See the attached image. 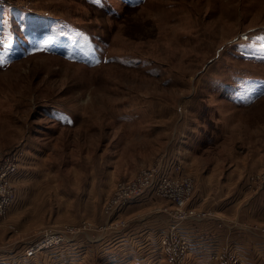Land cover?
Returning a JSON list of instances; mask_svg holds the SVG:
<instances>
[{"label": "rangeland", "instance_id": "374dc122", "mask_svg": "<svg viewBox=\"0 0 264 264\" xmlns=\"http://www.w3.org/2000/svg\"><path fill=\"white\" fill-rule=\"evenodd\" d=\"M162 153L182 165L166 164L174 177H194L190 205L206 212L180 228L264 264V192L250 179L264 166V0H0V178L11 197L0 225L20 264H72L65 249L81 244L89 264H153L138 234L166 231L175 206L149 191L112 217L105 204ZM17 200L30 204L28 225L8 219ZM53 232L64 241L26 255Z\"/></svg>", "mask_w": 264, "mask_h": 264}, {"label": "built area", "instance_id": "2783aa9c", "mask_svg": "<svg viewBox=\"0 0 264 264\" xmlns=\"http://www.w3.org/2000/svg\"><path fill=\"white\" fill-rule=\"evenodd\" d=\"M162 156L155 158L151 163L140 168L133 176L119 181L111 196L108 197L105 204V211L111 213V217L117 208L138 199L140 194H144L149 191V197L153 198V192L160 195L162 198L171 201L174 210L171 215V223L167 226V230H158L156 232L155 239L156 244L159 247L167 264H186L193 253V249L196 244L203 241L195 233L187 232L188 226H183L181 229L182 218H197L205 215V211L198 209L196 206L190 205L191 193L195 187V179L191 175H183L174 177L169 170L168 166H173L174 170L179 172L182 170V165L179 162H174L173 159H167L164 153ZM15 164L14 162L9 165ZM18 164H15V171L18 169ZM7 174L2 173L0 178V218H3L7 211V205L10 204V192L7 189ZM250 179L254 185L253 189L256 191L264 192V166L255 170L250 174ZM251 186V185H250ZM249 187V186H248ZM164 204L159 206L162 207ZM166 206H164L165 209ZM166 210V209H165ZM167 211V210H166ZM114 222V220L112 221ZM181 222V223H180ZM227 226V222L223 221L219 226ZM230 227H234L230 225ZM256 228L264 233V224L256 226ZM161 232V233H160ZM61 235V236H58ZM54 232L49 235L46 234L41 240L37 241L36 245H33L28 252L27 256H34L37 254V247H55L64 241L65 236ZM264 236V235H263ZM202 238V236H200ZM49 245V246H48ZM243 245V244H241ZM245 248V246H242ZM209 259L216 264H242L244 260L241 253L233 250H218L216 247L210 245L208 249Z\"/></svg>", "mask_w": 264, "mask_h": 264}, {"label": "crops", "instance_id": "0c3cea01", "mask_svg": "<svg viewBox=\"0 0 264 264\" xmlns=\"http://www.w3.org/2000/svg\"><path fill=\"white\" fill-rule=\"evenodd\" d=\"M233 170H230L228 173H230V172H232ZM234 172V171H233ZM228 173H227V175H228ZM194 174H195V172H194ZM17 177L20 179L21 178V180L23 179V181H25V180H29L30 179V176H26L25 175V173L23 174V172H22V170L21 171H19L17 174ZM196 175V174H195ZM208 175H211V173L210 174H207V176ZM226 175V176H227ZM226 176L222 179V181H218L219 182V184H226V180H225V178H226ZM27 177V178H26ZM219 180V179H218ZM20 180H18V182H19ZM240 181V179L239 178H237L236 179V182L233 184V185H231L229 188H231L232 186H235V185H237L238 184V182ZM215 182H217V181H215ZM218 184V183H217ZM240 184H242L241 186H240V191H244V192H246L247 193V188H246V186L245 185H243V183H242V180H241V183ZM28 192V191H27ZM231 192V189H229V191L226 193V194H229ZM199 194V193H198ZM225 194V195H226ZM204 193L203 194H201V198L202 197H204ZM242 193L241 192H239L238 193V196H237V198L238 199H241V200H246V201H248V196H247V194H245V197L244 198H242ZM249 195V197H250V194H248ZM151 198V197H150ZM24 199V198H23ZM197 199H198V197H197ZM25 200V199H24ZM140 200V199H139ZM138 199H136V200H134V201H132V202H130V204H129V206L128 207H130V209L131 208H138V206L137 205H139L138 204V201H139ZM18 201V200H17ZM210 201V200H209ZM209 201H200L199 203H202V202H204L203 203V206H205V205H207L208 203H209ZM216 201V200H215ZM214 202V201H213ZM27 202L26 201H21V200H19L18 201V203L16 202L15 204H13V205H15V206H11V208H10V210H9V213H8V219L10 220H17V219H14V218H17L18 217V220L17 221H19V220H22V217L24 216H20V213L22 212L21 210H22V208L23 207H25V204H26ZM215 203H217V201L215 202ZM29 206H30V204L29 203H27ZM156 204V203H155ZM194 204H195V201H194ZM227 205H229L227 202L224 204V207H223V209H225L226 207H227ZM15 207H17V209L16 210H13L12 211V209H14ZM256 207H259V202H256L255 204H254V208L256 209ZM129 208H127V210L126 211H129L128 210ZM254 209V210H255ZM240 211V209H235V208H233V212H234V214H236L237 215V212H239ZM253 211V210H252ZM127 213V212H126ZM243 215V214H242ZM29 221H31L30 219H26V220H22V222H20V223H23V225L25 226V225H28V224H30V222ZM2 226L0 225V241L1 242H7V241H10V240H12L13 238H11L12 236H10V235H8L7 233H8V231H5L3 228H1ZM143 230H146V231H143ZM158 231V229H156V230H154L153 228H151L150 226H148V227H144V228H141V235L140 234H138L139 235V237H141L142 239H143V233L145 232V233H148V238L146 237V241H147V245H145L146 247H147V249H152V248H154V249H152V253L150 254V256L147 258L148 259V261H150V260H153L154 262H153V264H157V261H158V251H157V249H158V246H157V244H156V239L154 238V237H151V235L152 236H154V233H156ZM209 233H210V231H209ZM150 238L152 239V240H150ZM258 238V240H259V242H257V241H255L256 239ZM260 237H256V238H252V239H250V243L253 245V246H257V248H260L259 246H260V242H261V240L259 239ZM121 238H117V237H115L113 240H111V242L112 241H114V242H119V240H120ZM14 240V239H13ZM123 240H125V239H123ZM126 241V240H125ZM133 241V240H132ZM132 241H126V244L128 245V244H130L131 246H133L132 245ZM15 242H7V245H5V244H3V245H0V264H20V260H19V258L17 257V256H15V254L17 253V247H14L15 246ZM154 244V245H153ZM154 246V247H153ZM209 247H210V245L209 244H207V241H201V243H199V244H196V246L194 247V249H193V253H192V255L190 256V259L187 261V263L188 264H190V263H194L195 262V264H207L206 262H204V261H206L207 260V258L205 257V255H207L208 254V249H209ZM111 248L112 247H107L106 248V250L104 251V252H102L103 253V255H108V256H110V254H111ZM126 248V247H125ZM124 248V249H125ZM155 248H157L156 250H155ZM255 248V247H254ZM84 247H82V244H81V246H77V249L76 250H73V248H71V247H67L65 250L66 251H68V253L69 254H73V256H75V257H71V259H69L68 261L70 262V263H72V264H89V263H91V261L90 260H86V259H84L85 257H86V255H88V252L90 251V249H85ZM86 250H89V251H87L85 254H84V252L86 251ZM130 250V247H127L126 248V250L125 251H129ZM143 251L144 250H142V253H143ZM161 252V251H160ZM94 253V252H93ZM92 253V254H93ZM61 254H65L66 255V252H61ZM47 255H50V253L49 254H47ZM9 256H11V257H9ZM67 256V255H66ZM163 256V255H162ZM68 257H66L65 259H67ZM163 258H164V256H163ZM116 258H115V255H111V261L109 260V259H107V264H111V262H113L114 264L116 263L115 260ZM133 260V259H132ZM25 261H27V260H23V263L22 264H25ZM156 261V262H155ZM52 264V263H51ZM128 264H134L133 263V261H130Z\"/></svg>", "mask_w": 264, "mask_h": 264}, {"label": "bare ground", "instance_id": "6f19581e", "mask_svg": "<svg viewBox=\"0 0 264 264\" xmlns=\"http://www.w3.org/2000/svg\"><path fill=\"white\" fill-rule=\"evenodd\" d=\"M149 191H150V190H149ZM147 192H148V191H147ZM181 219L184 220V219H186V218H182V217H181ZM223 226H224V225H223ZM231 231H232V230H231ZM229 237H230V236H229ZM121 238H122V237H121ZM36 244H37V243H34V244L30 245V246L26 249V252H28V250H29L33 245H36ZM39 249H40V247L38 246V247H37V251H38ZM50 256H51V255H50Z\"/></svg>", "mask_w": 264, "mask_h": 264}]
</instances>
